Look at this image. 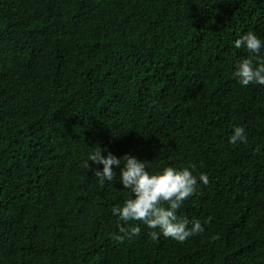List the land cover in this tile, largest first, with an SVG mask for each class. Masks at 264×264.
<instances>
[{"label": "trees", "instance_id": "16d2710c", "mask_svg": "<svg viewBox=\"0 0 264 264\" xmlns=\"http://www.w3.org/2000/svg\"><path fill=\"white\" fill-rule=\"evenodd\" d=\"M247 31L264 0H0V264H264V85L231 75ZM96 144L206 173L177 210L204 231L115 239L129 193L85 168Z\"/></svg>", "mask_w": 264, "mask_h": 264}, {"label": "clouds", "instance_id": "9594fccd", "mask_svg": "<svg viewBox=\"0 0 264 264\" xmlns=\"http://www.w3.org/2000/svg\"><path fill=\"white\" fill-rule=\"evenodd\" d=\"M233 46L237 49L243 47L248 53L235 63L231 75L236 82L244 87L250 84L264 85V55H261L264 37L247 31L235 39ZM238 142L246 143L247 133L243 126L235 125L228 143ZM89 161L102 165V169L92 170L102 184L118 179L122 188L128 190L129 196L122 205L112 208V214L124 222L119 225L115 239L123 240L139 233L140 226L130 225L131 221H139L149 229H158L151 232L153 239L163 235L184 242L204 231V225L210 218L205 217L202 221L177 214L182 203L197 191L198 181L205 185L208 183L206 173L194 174V165L163 166L152 170L147 161L135 155L125 153L117 157L99 144L94 145L88 153L85 168L89 167ZM114 168L119 170L118 177Z\"/></svg>", "mask_w": 264, "mask_h": 264}]
</instances>
